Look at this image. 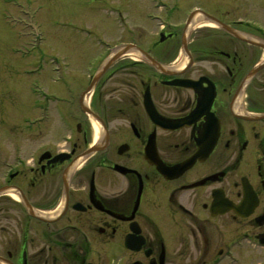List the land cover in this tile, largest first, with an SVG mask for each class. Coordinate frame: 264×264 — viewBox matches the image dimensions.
<instances>
[{"label":"flooded vegetation","instance_id":"1","mask_svg":"<svg viewBox=\"0 0 264 264\" xmlns=\"http://www.w3.org/2000/svg\"><path fill=\"white\" fill-rule=\"evenodd\" d=\"M185 1L143 0L155 30H133L132 54L90 48L53 84L17 66L23 49L37 58L39 29L0 40L17 58L0 70L32 75L0 83V264L264 251V0Z\"/></svg>","mask_w":264,"mask_h":264},{"label":"rangeland","instance_id":"2","mask_svg":"<svg viewBox=\"0 0 264 264\" xmlns=\"http://www.w3.org/2000/svg\"><path fill=\"white\" fill-rule=\"evenodd\" d=\"M185 2L190 6L204 4L207 0ZM143 5V0H0V40L6 42L20 38L32 28L39 29L44 39L40 49L36 51L37 58L32 55V50H20L22 53L18 55L22 64L18 61L17 66L19 70L32 66L38 68L36 76L41 81L45 79L53 84V78L64 75L63 70L67 67L65 63L77 62L80 65L79 70L82 71V63L86 62L87 58L80 54L90 48L102 47L104 51H109L121 42L133 40V30L136 31L135 39L138 37L141 41L145 36L148 37L149 31L155 29L151 23L148 26ZM133 10L140 13L137 15H141L135 19L134 24L131 22ZM10 55L17 62L13 50L7 49L6 45L0 47L1 60ZM54 60L59 61L60 65H52ZM57 67L59 71L53 73L52 70ZM69 68L76 66L71 65ZM10 78L32 79V75H20L19 71L18 74L6 72L3 67L0 70V83ZM24 125L22 122L21 126ZM2 132L0 118V142ZM241 255L247 260V264H264V251H259L252 245L251 248H243Z\"/></svg>","mask_w":264,"mask_h":264},{"label":"bare ground","instance_id":"3","mask_svg":"<svg viewBox=\"0 0 264 264\" xmlns=\"http://www.w3.org/2000/svg\"><path fill=\"white\" fill-rule=\"evenodd\" d=\"M194 25H197V23L195 22V23H193ZM193 25L191 24V26L189 27V29L187 30V32L189 31V30H191V29H193ZM123 49V48H122ZM120 50V49H119ZM117 51H118V49L117 50H115V51H113L111 54H110V56H112V55H114L115 53H117ZM135 50L134 49H130V50H128L127 51V54H132L133 52H134ZM187 60H185V62H186ZM93 126H94V128H95V132H96V135H98V133H99V124L97 123V121L96 120H93Z\"/></svg>","mask_w":264,"mask_h":264},{"label":"water","instance_id":"4","mask_svg":"<svg viewBox=\"0 0 264 264\" xmlns=\"http://www.w3.org/2000/svg\"><path fill=\"white\" fill-rule=\"evenodd\" d=\"M123 48H125V49L128 48V45H123Z\"/></svg>","mask_w":264,"mask_h":264}]
</instances>
